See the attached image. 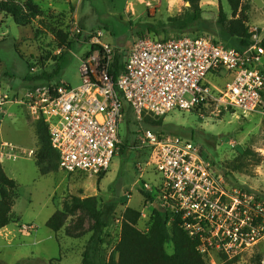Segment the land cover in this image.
I'll list each match as a JSON object with an SVG mask.
<instances>
[{
  "label": "rangeland",
  "instance_id": "obj_1",
  "mask_svg": "<svg viewBox=\"0 0 264 264\" xmlns=\"http://www.w3.org/2000/svg\"><path fill=\"white\" fill-rule=\"evenodd\" d=\"M34 1L41 14L27 27H19L11 17L0 14V93L12 94L25 89L29 84L26 78L54 71H57L54 81L77 88L81 84L80 60L89 50L88 43L92 38H99L115 52L129 50L136 40L143 37L175 38L174 33H163L161 25L188 7L183 0ZM248 2L250 23L264 31V0ZM219 5L230 17L226 0H201L204 18L214 21ZM76 27L81 30L79 36L73 33ZM58 32L68 35L66 42L73 41L61 54L58 51L67 44L58 45ZM98 33H101L100 37H97ZM28 65L33 71L28 69ZM208 81L216 86L224 84L215 77H209ZM160 119V126H147L143 116L137 120L127 107L119 126L116 156L100 178L69 175L60 169L57 173L41 176L34 162L37 141L33 121L23 110L15 107L7 115L0 116V143H11L17 149L13 148L17 158L3 157L1 164L6 175L18 185L19 192V198L12 207L17 221L0 230V264H82L87 246L91 249L89 256L93 264H103L118 240L121 216L126 208L139 211V228L148 230L152 207L141 194L142 183L155 187L161 176L147 166L150 152L137 140L139 123L157 135L190 141L220 171L228 162L246 151L251 152L253 156L249 161L254 166L251 171L233 173L230 179L235 184L264 194L263 116L252 114L245 117L233 110L209 105L203 110L173 111ZM30 150L33 151L32 156L27 155ZM73 198H95L99 210L106 205H115L113 216L104 230L103 245L89 244L87 240L91 233L88 232L93 221L79 210H74L68 217L64 229L83 231L84 239L73 240L66 237L64 231L55 234L46 227L47 220L55 211L64 210L65 205L72 207ZM79 220H82L81 226L77 224ZM22 226H33L34 229H23ZM166 249L171 252L169 245ZM55 259L61 260L60 263L54 262ZM214 261L220 264L216 259ZM256 262L264 264V239L234 264Z\"/></svg>",
  "mask_w": 264,
  "mask_h": 264
},
{
  "label": "built area",
  "instance_id": "obj_2",
  "mask_svg": "<svg viewBox=\"0 0 264 264\" xmlns=\"http://www.w3.org/2000/svg\"><path fill=\"white\" fill-rule=\"evenodd\" d=\"M248 32L250 45L241 51L193 34L143 37L117 52L92 38L80 60V86L55 81L0 93V116L15 107L33 122L43 121L60 170L97 177L116 156L127 107L137 120L144 112L163 117L209 105L264 117V31L251 25ZM73 33L79 36L81 30ZM116 55L124 66L114 80L110 70ZM209 77L224 84L216 86ZM136 137L150 152L147 166L161 176L155 187L142 183L153 197L151 205L164 210L167 225L176 224L196 241L209 263L238 260L264 239V194L235 184L188 140L158 136L140 123ZM5 149L17 158L12 147L0 144Z\"/></svg>",
  "mask_w": 264,
  "mask_h": 264
},
{
  "label": "trees",
  "instance_id": "obj_3",
  "mask_svg": "<svg viewBox=\"0 0 264 264\" xmlns=\"http://www.w3.org/2000/svg\"><path fill=\"white\" fill-rule=\"evenodd\" d=\"M226 1L230 7V17L219 5L216 18L213 21L204 18L205 12L200 6L201 0H183L189 6L182 13L169 17L166 23L161 25V31L163 33H174L175 38L190 34L196 36H216L213 39L215 43L241 51L250 45L248 30L253 24L250 23L251 11L249 2L248 0ZM0 14L11 17L19 27H27L30 25L32 19L41 14V11L33 0L22 2L0 0ZM156 34L158 33L156 32ZM58 35L60 39L58 45L67 44L64 47L69 49L73 41L66 42L68 38L66 34L58 32ZM152 38L157 39L156 37ZM123 66V58L116 55L110 70V74L114 80L119 76ZM31 67V65H28V69ZM56 75L57 71H54L52 74L41 73L37 76L26 78L29 84L25 88H33L37 85L55 82ZM262 99L264 101V92L262 93ZM203 108L204 106H199L189 112L203 110ZM142 116L143 122L147 126L158 127L161 124L160 117L147 112H144ZM33 124L37 141L34 162L38 172L41 176L57 173L60 169L58 155L51 147L48 126L43 121H36ZM251 156L253 154L246 151L239 158L228 162L221 171L227 177H231L233 173H248L254 167L251 166L249 161V157ZM103 175L104 173L98 177L101 178ZM242 187L250 190L248 187ZM141 194L152 207L148 230L144 231L139 228L138 224L141 213L135 209L126 208L121 216L118 240L103 264H209L208 260L197 251L196 241L189 238L176 224L167 225L166 215L159 213L151 205L154 201L153 197L144 192L143 189H141ZM18 198V185L6 175L0 162V230L17 221L12 213V207ZM74 210L86 213L93 221L92 227L88 232L91 233L87 240L89 244L95 243L97 247L103 245L104 230L113 216L115 205H106L103 209L99 210L95 198L83 200L73 198L72 207L65 205L64 210L55 211L47 220L46 227L55 234L64 231L65 236L73 240L84 239L86 237L85 232H73L77 230L76 228H73V231L64 229L66 220ZM77 224L81 226L82 220H79ZM167 245L171 247V252L167 251ZM89 253L91 254V249L87 246L83 253L82 264H93ZM60 261L59 259L54 260L56 263H60ZM236 261L237 259L224 264H234ZM254 264H260V262Z\"/></svg>",
  "mask_w": 264,
  "mask_h": 264
},
{
  "label": "crops",
  "instance_id": "obj_4",
  "mask_svg": "<svg viewBox=\"0 0 264 264\" xmlns=\"http://www.w3.org/2000/svg\"><path fill=\"white\" fill-rule=\"evenodd\" d=\"M17 1V0H16ZM22 1H25V0H22ZM22 1H19L18 0V2H22ZM34 1V0H33ZM67 1H69V0H67ZM35 2V1H34ZM253 25H255V26H257L256 24H253ZM257 27H259V26H257ZM260 28V27H259ZM32 129V128H31ZM32 132H33V135H34V130H32ZM0 144H8L10 147H12V148H14L13 147V145L11 144V143H7V142H1ZM15 149V148H14ZM15 150H17V149H15ZM31 151V150H30ZM9 149H5V150H0V162H1V159L3 158V157H5L6 159H11V158H9ZM13 152H15V151H13ZM25 152V151H24ZM22 154H23V152H22ZM12 160H14V159H12ZM88 239V238H87Z\"/></svg>",
  "mask_w": 264,
  "mask_h": 264
},
{
  "label": "water",
  "instance_id": "obj_5",
  "mask_svg": "<svg viewBox=\"0 0 264 264\" xmlns=\"http://www.w3.org/2000/svg\"><path fill=\"white\" fill-rule=\"evenodd\" d=\"M187 5L189 6V4L187 3ZM153 208L155 209V210H157L159 213H161V214H163L164 213V210H162V209H160L158 206H156V205H153Z\"/></svg>",
  "mask_w": 264,
  "mask_h": 264
}]
</instances>
